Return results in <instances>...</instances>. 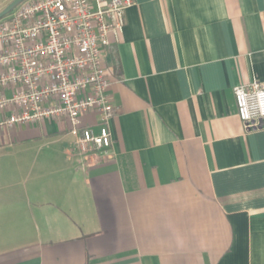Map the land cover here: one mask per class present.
Returning a JSON list of instances; mask_svg holds the SVG:
<instances>
[{
	"label": "crops",
	"instance_id": "obj_1",
	"mask_svg": "<svg viewBox=\"0 0 264 264\" xmlns=\"http://www.w3.org/2000/svg\"><path fill=\"white\" fill-rule=\"evenodd\" d=\"M104 63L100 161L65 119L0 130V264H264V120L233 93L264 86V0H136Z\"/></svg>",
	"mask_w": 264,
	"mask_h": 264
},
{
	"label": "built area",
	"instance_id": "obj_2",
	"mask_svg": "<svg viewBox=\"0 0 264 264\" xmlns=\"http://www.w3.org/2000/svg\"><path fill=\"white\" fill-rule=\"evenodd\" d=\"M136 0H29L0 20V130L65 119L89 164L112 147L115 116L104 63L110 36L123 34ZM10 95H6V92ZM247 130L264 120V86L233 88ZM98 116L96 132L84 126Z\"/></svg>",
	"mask_w": 264,
	"mask_h": 264
},
{
	"label": "water",
	"instance_id": "obj_3",
	"mask_svg": "<svg viewBox=\"0 0 264 264\" xmlns=\"http://www.w3.org/2000/svg\"><path fill=\"white\" fill-rule=\"evenodd\" d=\"M29 0H14L2 12H0V20L9 16L18 6Z\"/></svg>",
	"mask_w": 264,
	"mask_h": 264
},
{
	"label": "rangeland",
	"instance_id": "obj_4",
	"mask_svg": "<svg viewBox=\"0 0 264 264\" xmlns=\"http://www.w3.org/2000/svg\"><path fill=\"white\" fill-rule=\"evenodd\" d=\"M8 0H0V9L6 5ZM14 153V151H12Z\"/></svg>",
	"mask_w": 264,
	"mask_h": 264
}]
</instances>
